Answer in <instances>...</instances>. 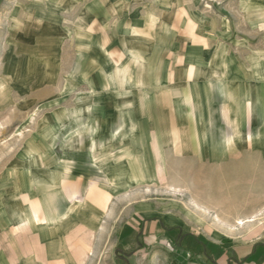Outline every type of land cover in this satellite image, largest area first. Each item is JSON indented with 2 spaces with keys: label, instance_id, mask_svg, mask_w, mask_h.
Listing matches in <instances>:
<instances>
[{
  "label": "rangeland",
  "instance_id": "1",
  "mask_svg": "<svg viewBox=\"0 0 264 264\" xmlns=\"http://www.w3.org/2000/svg\"><path fill=\"white\" fill-rule=\"evenodd\" d=\"M260 1L0 0V97L6 90L4 81L11 77L5 48L8 21L13 14L24 17L31 4H61L58 13L66 21L74 22L87 11L93 14L98 24L94 41L104 49L95 46L75 55L63 43L42 54L45 70L40 64L27 66L30 87L22 96L24 107L0 111V170L5 168L1 161L23 156L28 142H37V126L53 127L60 112L69 118L76 103L69 84L83 82L99 89L107 80L126 78L141 80L148 88L150 79H157V100L146 111L150 122L142 119L140 148L127 149V154H136L150 179L125 191L123 214L111 219L98 254L88 264H101L106 257L118 260V216L128 221L136 204L177 203L190 213L191 221L199 220L237 241L257 240L256 246L264 247V129L255 121L247 131L244 100L230 101L226 89L220 92L212 80L221 62L237 63L240 76L249 71L246 63L263 60L264 23L255 18L262 14ZM231 125L236 128L231 130ZM42 136L49 144L45 157H70L73 144L66 134L56 149L57 135ZM79 149L84 153L85 145ZM88 153L110 182L112 172L103 164L101 149L89 148ZM132 169L126 166L127 179ZM118 201L123 199H113L111 210ZM135 238L130 237L126 253L137 247ZM204 254L213 259L207 247Z\"/></svg>",
  "mask_w": 264,
  "mask_h": 264
},
{
  "label": "crops",
  "instance_id": "2",
  "mask_svg": "<svg viewBox=\"0 0 264 264\" xmlns=\"http://www.w3.org/2000/svg\"><path fill=\"white\" fill-rule=\"evenodd\" d=\"M260 5L262 14L255 18L264 23V0ZM61 11V4L52 8L38 2L26 8L24 17L13 14L9 19L5 48L11 77L3 83L0 111L24 107L22 96L30 87L26 68L36 64L45 70L42 54L51 47L65 43L75 55L95 46L104 50L94 41L98 24L93 14L84 12L73 22L61 17ZM15 53L27 59L14 57ZM246 66L247 75L244 71L239 76L237 63L221 62L212 80L220 92L226 89L230 101L244 100L247 129L255 121L264 129V58ZM107 81L99 89L87 88L92 86L89 83L69 84L76 96L69 118L60 112L54 116L53 127L37 126V142H28L23 156L1 161L5 168L0 170V264H88L98 254L111 219L123 214L125 191L150 179L136 154H127V149L140 148L142 119L146 120L148 106L157 100V79L151 78L148 88L138 79ZM82 86L86 88L79 90ZM97 97L113 100L99 103L94 101ZM46 132L57 135L55 149L61 146L63 134L71 139L70 157H45L49 144L42 135ZM80 144L85 145L84 153ZM96 147L112 172L110 182L89 157V148ZM127 165L133 167L128 179ZM113 199L123 201L111 210ZM118 219L114 243L127 258L106 257L101 264H264V247H257V240L237 241L199 220L191 221L190 213L177 203L136 204L128 221ZM133 235L137 247L126 253ZM206 247L213 253L211 262L205 257Z\"/></svg>",
  "mask_w": 264,
  "mask_h": 264
},
{
  "label": "water",
  "instance_id": "3",
  "mask_svg": "<svg viewBox=\"0 0 264 264\" xmlns=\"http://www.w3.org/2000/svg\"><path fill=\"white\" fill-rule=\"evenodd\" d=\"M115 256L118 258V259H120V260H126V256L121 252V251H119V250H116L115 251Z\"/></svg>",
  "mask_w": 264,
  "mask_h": 264
},
{
  "label": "trees",
  "instance_id": "4",
  "mask_svg": "<svg viewBox=\"0 0 264 264\" xmlns=\"http://www.w3.org/2000/svg\"><path fill=\"white\" fill-rule=\"evenodd\" d=\"M205 257L208 259V261H212L213 259H211L210 257H207L206 255H205Z\"/></svg>",
  "mask_w": 264,
  "mask_h": 264
},
{
  "label": "bare ground",
  "instance_id": "5",
  "mask_svg": "<svg viewBox=\"0 0 264 264\" xmlns=\"http://www.w3.org/2000/svg\"><path fill=\"white\" fill-rule=\"evenodd\" d=\"M3 100V99H2ZM4 101V100H3ZM70 153V152H69ZM92 159V158H91ZM36 205V204H35ZM36 207V206H35ZM243 223L242 222H238V225H242Z\"/></svg>",
  "mask_w": 264,
  "mask_h": 264
}]
</instances>
